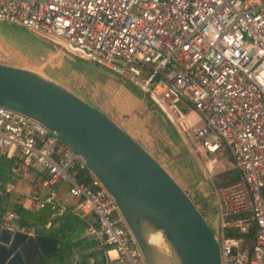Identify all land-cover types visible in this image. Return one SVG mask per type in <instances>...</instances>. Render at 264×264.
<instances>
[{"label": "built area", "instance_id": "built-area-1", "mask_svg": "<svg viewBox=\"0 0 264 264\" xmlns=\"http://www.w3.org/2000/svg\"><path fill=\"white\" fill-rule=\"evenodd\" d=\"M0 23L129 83L168 123L193 127L213 162L226 151L239 175L214 188L221 264H264V0H0ZM3 153L13 159L12 172L29 168L53 190L67 186L76 208L98 225L99 242L115 251L108 264H147L112 196L90 172L88 181L78 180L84 161L54 132L0 106ZM35 204L54 206V195L35 197Z\"/></svg>", "mask_w": 264, "mask_h": 264}, {"label": "water", "instance_id": "water-1", "mask_svg": "<svg viewBox=\"0 0 264 264\" xmlns=\"http://www.w3.org/2000/svg\"><path fill=\"white\" fill-rule=\"evenodd\" d=\"M0 106L39 121L82 157L114 199L147 264H156L147 232L161 234L178 264H221L215 232L188 193L102 110L52 79L5 63H0ZM3 215L0 211V264H47L71 247L68 240L64 247L55 237L24 229L17 215L4 223Z\"/></svg>", "mask_w": 264, "mask_h": 264}, {"label": "rangeland", "instance_id": "rangeland-1", "mask_svg": "<svg viewBox=\"0 0 264 264\" xmlns=\"http://www.w3.org/2000/svg\"><path fill=\"white\" fill-rule=\"evenodd\" d=\"M0 63L34 70L103 111L106 110L97 103L96 96L107 95L115 78L121 81L122 88L131 86L107 69L70 57L51 41L36 39L24 28L8 23H0ZM131 88L139 93L142 101L144 122H140V142L183 187L216 232L217 224L212 225L216 214L214 188L232 180L238 173L228 153L223 151L213 162L212 156L198 148L193 139V127L182 131L171 125L172 136L170 124L160 111L141 92ZM178 105L188 114V106L181 101ZM220 159L225 160L221 162ZM226 223H229L227 219Z\"/></svg>", "mask_w": 264, "mask_h": 264}, {"label": "crops", "instance_id": "crops-1", "mask_svg": "<svg viewBox=\"0 0 264 264\" xmlns=\"http://www.w3.org/2000/svg\"><path fill=\"white\" fill-rule=\"evenodd\" d=\"M122 86L121 81L115 78L109 86V93L106 91L107 95L96 96L97 103L106 110H102L104 113L146 149L139 139L140 122H144L141 96L131 88L132 85L128 88ZM188 116L198 122L193 111H189ZM224 160L220 159L221 162ZM12 162L13 159L6 153L0 155V211L12 213L13 218L17 215L24 229L30 228V231L55 237L64 247L67 240L72 243L62 254L48 258L47 264H108L115 261V251L99 242L98 225L92 216H84L76 208L78 200L68 194L67 186L62 185L53 190L47 185L44 174L21 166L12 172ZM50 193L54 195V206L40 208L35 204V197ZM59 205L64 207L63 210L58 209ZM216 221L215 214L212 223Z\"/></svg>", "mask_w": 264, "mask_h": 264}, {"label": "bare ground", "instance_id": "bare-ground-1", "mask_svg": "<svg viewBox=\"0 0 264 264\" xmlns=\"http://www.w3.org/2000/svg\"><path fill=\"white\" fill-rule=\"evenodd\" d=\"M145 237L152 249L156 264H178L175 256L165 243L160 233L147 232Z\"/></svg>", "mask_w": 264, "mask_h": 264}, {"label": "trees", "instance_id": "trees-1", "mask_svg": "<svg viewBox=\"0 0 264 264\" xmlns=\"http://www.w3.org/2000/svg\"><path fill=\"white\" fill-rule=\"evenodd\" d=\"M136 89V88H135ZM137 90V89H136ZM168 124H170V123H168ZM173 126V125H172ZM171 124H170V133H171V135L173 134L172 133V131H171ZM173 136V135H172ZM77 178H78V180L79 181H88L89 179H90V173H89V171L83 166V167H80L79 169H78V171H77ZM238 173H237V175L234 177V178H232V180H230V181H228V182H231V181H233V180H235L237 177H238ZM240 215H235V216H232L231 217V219H236L237 217H239ZM251 229H252V227H251ZM227 232H230V230H227ZM252 236V233H250L249 235H248V239H250V237Z\"/></svg>", "mask_w": 264, "mask_h": 264}]
</instances>
